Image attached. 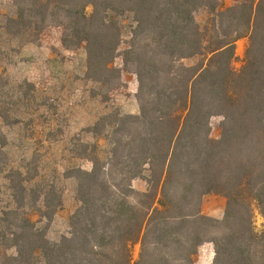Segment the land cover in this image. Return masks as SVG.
Returning <instances> with one entry per match:
<instances>
[{
    "label": "trees",
    "instance_id": "16d2710c",
    "mask_svg": "<svg viewBox=\"0 0 264 264\" xmlns=\"http://www.w3.org/2000/svg\"><path fill=\"white\" fill-rule=\"evenodd\" d=\"M14 5L9 34L37 37L47 26L63 27V45L86 43L88 76L108 89L122 82V69L112 66L122 37L117 18L130 14L135 26L123 69L137 76L139 113L113 116L106 164L90 159V171L76 169L80 206L69 234L51 241L21 214L23 196H13V208L0 207V264H195L205 243L214 245L212 264H264V230L257 233L253 221L254 207L264 218V0L222 8L207 34L194 14L214 9L212 0ZM244 35L249 44L236 71L235 42ZM195 55L206 63H183ZM214 116L224 117L217 140L210 136ZM135 179L146 181L144 192L134 190ZM209 194L226 199L220 220L201 213ZM54 200L44 197V221L61 206ZM137 243L140 256L133 262Z\"/></svg>",
    "mask_w": 264,
    "mask_h": 264
},
{
    "label": "rangeland",
    "instance_id": "374dc122",
    "mask_svg": "<svg viewBox=\"0 0 264 264\" xmlns=\"http://www.w3.org/2000/svg\"><path fill=\"white\" fill-rule=\"evenodd\" d=\"M237 2L212 0L215 8H199L195 20L207 34L217 13ZM86 12L90 14L92 8ZM15 15L14 0H0V207L13 208V196L16 200L23 196L21 214L37 222L51 241H58L70 233V218L80 206L76 169L90 171V159L106 164L111 158L113 116L139 113L137 76L123 69V53L129 48L135 22L128 13L117 18L122 37L112 66L122 69V82L108 89L88 76L86 43L67 49L62 43L61 26H47L37 37L9 34L5 26ZM248 44V35L235 42L232 68L236 71L244 65ZM183 63L195 66L206 63V59L195 55ZM223 120V116L211 118L212 139H220ZM132 186L137 193L144 192L147 183L135 179ZM21 187L26 191L22 193ZM47 194L54 197V205L61 202L50 222L44 221L39 212ZM205 199L208 206L223 207L221 198ZM207 216L220 220L224 215ZM253 221L257 233L264 230V218L256 207ZM213 246L202 245L195 264H212ZM7 251L14 253L12 248ZM140 251L141 244H135L133 262L139 259Z\"/></svg>",
    "mask_w": 264,
    "mask_h": 264
},
{
    "label": "crops",
    "instance_id": "0c3cea01",
    "mask_svg": "<svg viewBox=\"0 0 264 264\" xmlns=\"http://www.w3.org/2000/svg\"><path fill=\"white\" fill-rule=\"evenodd\" d=\"M136 111V110H135ZM210 196H214V197H218V198H221V202H223V207L221 208H216L214 206H208L205 203L206 201V197H210ZM205 200V201H204ZM226 202V199L223 197V196H220V195H215V194H209L207 196L204 197L203 199V202H202V207H201V213L203 215H224L225 214V203ZM72 214V213H71ZM219 218V217H218ZM212 259L214 258L215 256V250H214V246L212 247Z\"/></svg>",
    "mask_w": 264,
    "mask_h": 264
}]
</instances>
